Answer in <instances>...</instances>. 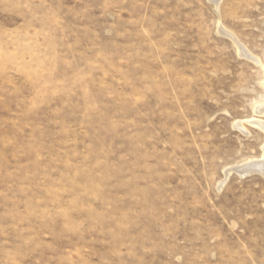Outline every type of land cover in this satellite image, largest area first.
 <instances>
[{
    "label": "rangeland",
    "instance_id": "rangeland-1",
    "mask_svg": "<svg viewBox=\"0 0 264 264\" xmlns=\"http://www.w3.org/2000/svg\"><path fill=\"white\" fill-rule=\"evenodd\" d=\"M262 65L264 0H0V264H264Z\"/></svg>",
    "mask_w": 264,
    "mask_h": 264
},
{
    "label": "bare ground",
    "instance_id": "bare-ground-1",
    "mask_svg": "<svg viewBox=\"0 0 264 264\" xmlns=\"http://www.w3.org/2000/svg\"><path fill=\"white\" fill-rule=\"evenodd\" d=\"M222 30V29H221ZM237 42H238V40H237ZM236 43V42H235ZM239 43V42H238ZM238 43H237V46H238V50H239V52H241V55L243 56V55H245L246 56V52H245V49H243V47L242 46H240V43H239V45H238ZM248 57H249V54H248ZM247 57V58H248ZM253 60V59H252ZM255 63L256 64H259L260 62L258 61V60H256L255 59ZM261 65V64H260ZM262 67V71H263V74H264V65H262L261 66ZM263 85V84H262ZM255 108V107H254ZM259 108V107H258ZM257 108V109H258ZM253 122V121H252ZM254 125L256 124V125H258V127L257 128H260L261 129V127H262V124H260L259 122H255V123H253ZM260 126V127H259ZM262 128H264V127H262ZM263 149V148H262ZM264 157H262V160H260V161H258V162H256L255 164H253L252 162H249V163H247L246 165L244 164L243 166H242V168H240V172L241 173H246V172H249V171H264V159H263ZM241 166V165H240Z\"/></svg>",
    "mask_w": 264,
    "mask_h": 264
},
{
    "label": "water",
    "instance_id": "water-1",
    "mask_svg": "<svg viewBox=\"0 0 264 264\" xmlns=\"http://www.w3.org/2000/svg\"><path fill=\"white\" fill-rule=\"evenodd\" d=\"M241 168H242V167H241ZM235 170L240 172V168H236ZM249 172H250V171H249Z\"/></svg>",
    "mask_w": 264,
    "mask_h": 264
}]
</instances>
